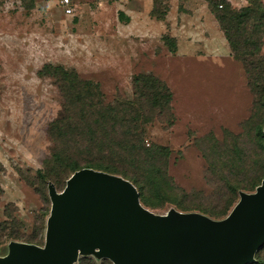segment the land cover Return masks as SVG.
I'll list each match as a JSON object with an SVG mask.
<instances>
[{"label": "rangeland", "instance_id": "rangeland-1", "mask_svg": "<svg viewBox=\"0 0 264 264\" xmlns=\"http://www.w3.org/2000/svg\"><path fill=\"white\" fill-rule=\"evenodd\" d=\"M68 2L69 14L59 0H0V219L9 211L22 224L19 231L31 236L38 232L39 210L49 209L46 185L42 198L36 170L52 152L46 128L62 114V98L55 79L39 74L44 64L61 66L79 80L97 84L105 104L131 99L135 74L163 81L171 100L167 110L149 113L144 143L168 148L167 174L176 187L208 197L217 181L205 177L200 150L204 142L199 140L211 134L220 142L224 130L242 133L243 122L250 117L258 121L264 109L257 115L241 63L222 53L220 36L209 42L204 38L199 24L204 1L156 0V14L167 6L161 20L149 14L152 0ZM177 5L189 6L191 12L183 15ZM169 36L195 38L196 44L174 52L165 41ZM177 199L181 207L162 202L145 208L162 215L171 209L197 211L198 203H207L194 195ZM96 251L81 250L73 264H85L87 258L98 263ZM6 252V244L0 245V256ZM259 254L263 257L264 250Z\"/></svg>", "mask_w": 264, "mask_h": 264}, {"label": "trees", "instance_id": "trees-1", "mask_svg": "<svg viewBox=\"0 0 264 264\" xmlns=\"http://www.w3.org/2000/svg\"><path fill=\"white\" fill-rule=\"evenodd\" d=\"M155 1L152 0L149 14L161 20L167 6L164 4L163 12L156 14ZM245 1L246 4L239 8H233L224 0H207V5L230 55L241 63L249 90L255 95L259 115L264 109V54L261 53L264 3L261 0ZM165 41H170L171 50H174L173 39L167 37ZM38 72L55 79L62 98V114L53 118L46 128L53 143L52 152L44 160L42 169L36 170L42 198V186L47 182L59 191L72 172L89 167L128 180L144 207L157 208L162 202L181 207L177 196L194 195L207 203H198L197 211L182 212H198L218 220L230 211L238 199V192H252L264 177V113L258 121L247 118L242 124V133L224 130L220 142L211 134L199 140L207 144L204 148V144L201 147L202 142H198L206 163L205 177L208 181L214 178L217 181L213 192L203 198L200 192L187 194L172 183L167 174L169 150L166 146L144 143V126L152 120L149 113L167 110L171 100V93L163 81L152 74H135L132 98L105 104L98 85L79 80L74 71L44 64ZM242 143L248 146L244 147ZM153 196L158 200H152ZM48 212L39 210L38 232L31 236L20 232L18 228L22 224L12 213L5 212L4 219H0V245L7 246L10 241L42 245L43 220ZM262 250L264 245L254 252V261L247 264H264V256L259 254ZM95 258L100 261L87 258L85 264H112L106 258Z\"/></svg>", "mask_w": 264, "mask_h": 264}, {"label": "water", "instance_id": "water-1", "mask_svg": "<svg viewBox=\"0 0 264 264\" xmlns=\"http://www.w3.org/2000/svg\"><path fill=\"white\" fill-rule=\"evenodd\" d=\"M46 185L43 244L10 241L0 264H73L94 248L112 264H247L264 245V177L218 220L174 209L154 214L128 180L89 167L59 191Z\"/></svg>", "mask_w": 264, "mask_h": 264}, {"label": "crops", "instance_id": "crops-1", "mask_svg": "<svg viewBox=\"0 0 264 264\" xmlns=\"http://www.w3.org/2000/svg\"><path fill=\"white\" fill-rule=\"evenodd\" d=\"M204 3H202L200 5V7L202 8V10L200 11V13L202 14L200 16V20H199V24L201 26V29L203 30L202 31V34L204 32V38L206 36H208V42H209V38H212L213 36H220V39H222V49L224 51H222V53L224 52V54H226V56L230 55V52H229V49H228V46L226 44V41L221 33V31L219 30L218 28V25H217V22L216 20L214 19L213 15L210 13L209 9H208V5H207V0H203ZM226 2H228L233 8H239L241 6H244L246 4V1L245 0H224ZM263 3H264V0H261ZM177 8L180 9V12H184L183 15H185L186 13L185 12H188L191 10V7L187 6V7H179L177 5ZM151 9V8H150ZM191 12V11H190ZM194 14V13H193ZM167 15L165 14L164 17H166ZM208 23V27L207 29H205V25ZM219 34V35H218ZM169 38L173 39L174 41V52L177 50V52H184L182 50V48L184 47V45L186 44H192V45H195L196 44V41H194L195 38H185V39H182V38H174L172 36H169ZM263 40H264V36L262 38V43H263ZM206 44H207V41H205ZM208 47L210 45H212V41L210 43H208ZM220 47H221V44H220ZM214 56H216V53L214 54ZM231 56V55H230ZM232 57V56H231Z\"/></svg>", "mask_w": 264, "mask_h": 264}, {"label": "built area", "instance_id": "built-area-1", "mask_svg": "<svg viewBox=\"0 0 264 264\" xmlns=\"http://www.w3.org/2000/svg\"><path fill=\"white\" fill-rule=\"evenodd\" d=\"M60 6L63 10L64 13H70L71 12V7L69 5L68 0H59ZM220 7V5H218Z\"/></svg>", "mask_w": 264, "mask_h": 264}]
</instances>
